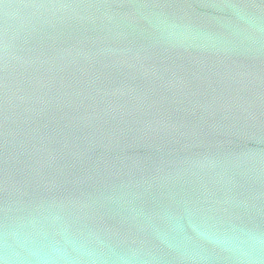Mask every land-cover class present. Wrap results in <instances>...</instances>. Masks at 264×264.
Instances as JSON below:
<instances>
[{
  "label": "water",
  "instance_id": "water-1",
  "mask_svg": "<svg viewBox=\"0 0 264 264\" xmlns=\"http://www.w3.org/2000/svg\"><path fill=\"white\" fill-rule=\"evenodd\" d=\"M44 261L264 264V0H0V264Z\"/></svg>",
  "mask_w": 264,
  "mask_h": 264
},
{
  "label": "clouds",
  "instance_id": "clouds-1",
  "mask_svg": "<svg viewBox=\"0 0 264 264\" xmlns=\"http://www.w3.org/2000/svg\"><path fill=\"white\" fill-rule=\"evenodd\" d=\"M55 252L59 254L60 250L59 249H54ZM42 264H47V261L42 262Z\"/></svg>",
  "mask_w": 264,
  "mask_h": 264
}]
</instances>
